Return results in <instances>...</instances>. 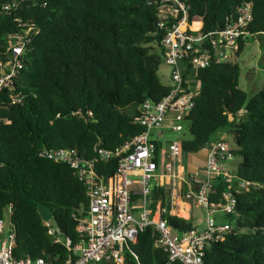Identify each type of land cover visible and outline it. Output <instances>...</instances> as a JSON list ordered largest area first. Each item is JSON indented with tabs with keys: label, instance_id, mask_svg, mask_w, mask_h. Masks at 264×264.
I'll return each mask as SVG.
<instances>
[{
	"label": "trees",
	"instance_id": "obj_1",
	"mask_svg": "<svg viewBox=\"0 0 264 264\" xmlns=\"http://www.w3.org/2000/svg\"><path fill=\"white\" fill-rule=\"evenodd\" d=\"M12 1L0 0V61H5L7 37L26 30L23 24L34 25L38 33L21 57L14 90L0 94V218L12 205L17 258L57 264L71 253L55 243L56 233L49 234L37 204L58 206L53 210L58 237L76 243L73 214L87 205V189L69 165L42 152L75 149L79 157L95 160L100 177H113L117 159L104 162L95 149L115 152L140 135L144 128L135 122L140 108L148 100L159 103L170 91L158 75L165 57L159 0H17L19 8L7 14L3 7ZM187 4L189 23L194 30L202 26L203 34L224 29L241 7L252 4L248 31L264 36V0ZM245 47L246 41H240L237 56ZM240 75L234 62L197 70L200 88L185 120L191 136L183 141L187 156L206 153L214 136L228 129L236 146L231 154L241 158L234 178H217L210 196L221 204L226 190L234 194L236 211L224 219L235 231L207 247L204 264H264V84L249 98L240 88ZM16 94L22 101L12 103L10 96ZM159 194L163 191L156 199ZM185 211L181 214L187 217ZM168 221L179 232L195 229L192 219ZM158 237L152 227L140 233L137 243L127 246L124 264H182L170 262L155 247Z\"/></svg>",
	"mask_w": 264,
	"mask_h": 264
},
{
	"label": "built area",
	"instance_id": "obj_2",
	"mask_svg": "<svg viewBox=\"0 0 264 264\" xmlns=\"http://www.w3.org/2000/svg\"><path fill=\"white\" fill-rule=\"evenodd\" d=\"M20 6L17 0L3 7L10 14ZM252 4L238 10L229 18L224 29L201 33L189 23L190 6L187 0H159L158 26L164 31L161 45L164 65L170 68V91L159 102L146 101L135 117L144 131L127 140L115 152L95 149L101 159L118 161L113 177L107 181L95 170V160L78 156L75 149L43 151L42 155L69 165L76 177L86 186L88 203L73 214L78 241L73 243L55 236L50 222H44L55 243H63L71 255L57 264L125 263L129 244H136L140 233L154 228L159 237L155 247L168 254L170 262L204 264L207 247L223 242L235 227L223 220L234 214L237 199L230 189L223 194V203L210 200L214 182L219 177L232 180L225 168L234 159L232 148L224 139L213 140L206 148V162L202 174L184 171L183 150L185 120L195 107L199 92L197 70L214 62H233L239 52V42L253 37L248 31L253 21ZM21 23V21H18ZM26 30L10 34L5 61H0V94L14 90L13 84L22 68L21 57L32 42L34 25L23 24ZM184 26V27H183ZM195 71V77L191 72ZM12 103L22 101V94L10 96ZM179 134L175 141L165 140V131ZM245 188L244 183H240ZM163 191L156 199L155 194ZM156 192V193H155ZM194 203V204H193ZM183 205L204 211V228L188 232L176 231L168 217L185 219ZM12 205L0 218V264H53L31 257L17 258L16 233L10 227ZM58 261L57 259L55 260Z\"/></svg>",
	"mask_w": 264,
	"mask_h": 264
},
{
	"label": "rangeland",
	"instance_id": "obj_3",
	"mask_svg": "<svg viewBox=\"0 0 264 264\" xmlns=\"http://www.w3.org/2000/svg\"><path fill=\"white\" fill-rule=\"evenodd\" d=\"M232 61L234 63H237L241 68L240 88L244 92H246L249 98L255 96L262 89V86L264 84V36L257 35L255 37L247 38L244 51L240 55L235 56ZM169 73L170 68L163 63L160 66L158 75L162 84L166 86H169L171 83ZM191 75L192 77H195V71H192ZM242 115H244V113H242ZM229 120L232 121L233 118L230 116ZM165 133L166 141H175L179 139L178 133L170 132L167 130L165 131ZM220 134L221 136H224V140L229 144L231 148L236 147L231 135L228 132V129H223ZM184 136L186 139H191L188 130L184 132ZM217 137H219V135L216 134L214 138ZM204 159V151L186 156L184 159V171L186 170L187 165L189 169L194 168L195 166L203 163ZM240 162L241 158H234L232 161L226 163L225 168L232 175H234ZM192 216V223L194 227L198 230L203 229L205 219L204 211L193 206ZM231 223L235 224V222L233 221H231Z\"/></svg>",
	"mask_w": 264,
	"mask_h": 264
},
{
	"label": "water",
	"instance_id": "obj_4",
	"mask_svg": "<svg viewBox=\"0 0 264 264\" xmlns=\"http://www.w3.org/2000/svg\"><path fill=\"white\" fill-rule=\"evenodd\" d=\"M58 206L49 208L43 204H37V211L42 219L43 222H50L52 227L55 229L56 236L61 234V230L59 227L58 222L54 218L53 210L57 209Z\"/></svg>",
	"mask_w": 264,
	"mask_h": 264
},
{
	"label": "crops",
	"instance_id": "obj_5",
	"mask_svg": "<svg viewBox=\"0 0 264 264\" xmlns=\"http://www.w3.org/2000/svg\"><path fill=\"white\" fill-rule=\"evenodd\" d=\"M217 135H219V137H217V138H214L215 140L216 139H224L223 137L224 136H221V134L220 133H217ZM233 160V159H232ZM232 160H230V161H232ZM205 162H206V153H205V159H204V161H203V163H201V164H199V165H197V166H195L194 168H191V169H189L188 168V165H187V167H186V171H190V172H192V173H198V174H202L203 173V171H204V167H205ZM188 208H187V207ZM184 208L185 209H182V212H184L185 210V212H186V214H187V217H185V220H190V219H192L193 218V216H192V214H191V216L192 217H190V215H189V206L188 205H185L184 206ZM182 215V214H181ZM198 230V229H197ZM199 230H201V229H199Z\"/></svg>",
	"mask_w": 264,
	"mask_h": 264
},
{
	"label": "bare ground",
	"instance_id": "obj_6",
	"mask_svg": "<svg viewBox=\"0 0 264 264\" xmlns=\"http://www.w3.org/2000/svg\"><path fill=\"white\" fill-rule=\"evenodd\" d=\"M184 27V26H183Z\"/></svg>",
	"mask_w": 264,
	"mask_h": 264
}]
</instances>
